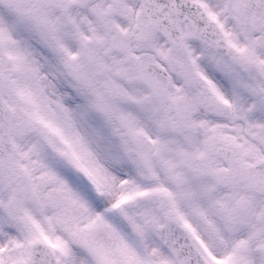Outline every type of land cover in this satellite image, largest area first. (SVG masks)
Instances as JSON below:
<instances>
[{"label": "snow or ice", "instance_id": "6c2138e0", "mask_svg": "<svg viewBox=\"0 0 264 264\" xmlns=\"http://www.w3.org/2000/svg\"><path fill=\"white\" fill-rule=\"evenodd\" d=\"M0 264H264V0H0Z\"/></svg>", "mask_w": 264, "mask_h": 264}]
</instances>
